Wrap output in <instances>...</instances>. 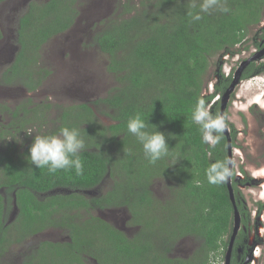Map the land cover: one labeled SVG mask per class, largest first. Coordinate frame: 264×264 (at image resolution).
I'll use <instances>...</instances> for the list:
<instances>
[{
  "label": "trees",
  "instance_id": "1",
  "mask_svg": "<svg viewBox=\"0 0 264 264\" xmlns=\"http://www.w3.org/2000/svg\"><path fill=\"white\" fill-rule=\"evenodd\" d=\"M79 1L37 0L30 4L19 22L21 50L6 70L9 84L17 82L23 71L33 70L41 62L45 45L73 27L80 14ZM201 2L127 0L117 5V10H122L117 17L104 19L95 43L107 56L108 70L119 86L99 105L110 110L114 124H101L94 111L82 105L63 112L62 126L50 133L56 134L64 126L80 129L86 141L81 153L83 175L74 170L49 174L47 168H36L26 158L31 145L16 152L8 143L7 152H0V191L6 192H0V264L11 245L53 226L68 228L71 241L44 243L54 247L56 255L42 257L39 264H89L88 258L97 264L224 262L234 228V208L226 181L210 184L206 169L216 161L228 160V139L223 133L214 147L203 143L191 113L198 99L209 107L219 95L209 109L213 115L220 114V99L232 77L216 83L215 91L207 94L211 59L229 54L246 40L252 27L261 25L264 0H226L229 12L203 14L201 21L192 23L188 13L198 12ZM262 38L259 50L264 48V27ZM263 72L264 64L256 67L251 63L242 79ZM3 109L0 103V111ZM137 113L148 123L149 131H155L156 126L165 133L169 144L170 154L154 165L127 132L128 119ZM70 118L75 123L69 122ZM82 123L86 126H79ZM3 132L0 128L2 138ZM106 177L114 185L105 195L88 198L82 194L96 189ZM161 183L169 191L164 198L155 191ZM240 183L246 182H233L235 196L240 193ZM58 188L80 193L49 195L42 201L36 195ZM13 194L21 216L7 226L5 201L7 198L10 203ZM236 200L247 226L249 213ZM95 207L126 208L132 217L129 224L140 226L137 235L131 238L89 211L88 216L83 215V210ZM186 238L197 246L180 257L177 245ZM235 244L246 248L242 235ZM239 249L232 264H244L245 258L238 261Z\"/></svg>",
  "mask_w": 264,
  "mask_h": 264
},
{
  "label": "rangeland",
  "instance_id": "2",
  "mask_svg": "<svg viewBox=\"0 0 264 264\" xmlns=\"http://www.w3.org/2000/svg\"><path fill=\"white\" fill-rule=\"evenodd\" d=\"M34 1L37 0H30L29 2L19 0L23 7L21 12L24 13L28 5ZM26 2L27 5L24 7ZM19 3L12 1L0 5V12L3 13V16L0 17V27L6 34V38L0 41V54L4 55L6 60H9L6 63H0L1 84L3 82V72L12 65L19 50L17 34L14 29L16 24V16L14 15L16 10L20 8ZM78 3L80 14L73 29L52 39L43 50L40 69L42 72L46 69L51 70L54 75L48 78L35 93H28L22 85L15 83L11 85L13 87L3 90L8 98H1L0 96V101L10 102L14 107L17 104L25 103V107L29 108L26 115L30 116V119L29 121L27 119L28 123L25 127L32 131L31 138L38 134H50L60 126L58 124L61 123V111L72 109L84 102L91 106L101 124L105 126L114 124L109 116L110 110L104 105H99V101L105 99L111 91L117 89L119 82L116 80L115 75L108 70L109 60L107 56L100 52L95 43V32L103 27L104 19L117 17L122 12V10H117V5L126 4L127 0H80ZM13 8H15V12ZM263 27L264 19L260 26L251 28L246 40L233 51L229 54L220 53L211 59L206 75L207 94L213 92L216 83H219L222 79L231 76L233 81L241 64L263 51V49L259 50L257 47V44L263 41ZM253 63L256 67L264 64V55ZM7 76L4 77L7 78ZM22 76V81L28 77ZM78 82L81 83V86L84 84L81 90L83 94L91 98L65 97L68 94H81L76 92ZM68 88H70V92L67 91ZM261 96L264 97V72L261 75L244 80L241 77L225 110L226 122L231 133L234 150L233 182H246L240 183V193L236 196L249 213L247 226L242 221L241 230L237 237L242 235L244 239L248 240L246 242L248 248V243L256 245V248L252 249L253 252L250 248L244 255V264L250 257L252 260L247 264H264V98H259ZM18 100L21 101L17 103ZM35 105L37 106L35 107ZM34 108L40 114L39 118L35 116ZM2 123H6V120H3ZM21 138L14 137L16 141L14 150L16 152H23L29 146L28 141H22ZM12 140L13 137L8 138V141ZM2 145L5 147H0V152H7L6 145ZM113 185V180L106 177L101 186L88 193L82 192V194L88 195V197H101ZM155 191L162 198L169 193L164 183L157 186ZM260 206L263 207L262 211H260ZM122 209L115 213L107 212L101 215L104 218L111 219L118 227L129 228L131 226L129 222L126 223V218L130 214L126 208ZM94 214L99 215L97 211ZM84 216H88V214L84 212ZM241 216L243 220V215L241 214ZM127 233L132 235L131 230ZM65 237L66 232L52 231L42 233L25 244L13 245L9 248L6 256L3 257V264H15L14 260L18 264V258L26 252L29 253L41 239L61 240L60 238ZM177 246L179 254L186 256L196 248L197 243L193 239L186 238L181 240ZM243 250L246 251L245 248ZM226 255L225 252L222 264H225ZM219 262L220 260H216L212 264Z\"/></svg>",
  "mask_w": 264,
  "mask_h": 264
},
{
  "label": "clouds",
  "instance_id": "3",
  "mask_svg": "<svg viewBox=\"0 0 264 264\" xmlns=\"http://www.w3.org/2000/svg\"><path fill=\"white\" fill-rule=\"evenodd\" d=\"M191 6L195 8L196 4L193 3ZM216 11L222 13L230 11L226 6V0H202L199 4V11L189 12L188 15L191 17L190 22L196 23L201 21L203 14H211ZM215 98L218 99H215L211 105L219 100V95ZM209 107L203 99H198L192 109L191 119L194 124L199 126L202 142L214 147L222 139V134L227 127V116L219 113L213 115ZM148 127V123L139 113L127 121V132L136 138L142 146L145 159L154 165L170 154V148L165 133L158 131L156 126L155 131H149ZM26 133L29 136L33 134L31 130ZM85 150L86 141L81 135L80 129L64 126L56 134L35 135L29 149V155L26 158L31 165L38 169L47 168L49 174H55L60 170H74L77 175H83L84 163L81 159V153ZM232 163L227 159L212 163L206 169L208 182L214 185L225 182L232 174ZM248 245L251 249L256 248L254 243H248Z\"/></svg>",
  "mask_w": 264,
  "mask_h": 264
},
{
  "label": "flooded vegetation",
  "instance_id": "4",
  "mask_svg": "<svg viewBox=\"0 0 264 264\" xmlns=\"http://www.w3.org/2000/svg\"><path fill=\"white\" fill-rule=\"evenodd\" d=\"M18 2L19 3V0H7L3 3H1L0 5H4L6 3H9V2ZM28 2L30 0H27ZM32 3V2H31ZM30 3V4H31ZM20 4V3H19ZM30 4L28 5V7L24 10V13H22V5L20 4V8H18L15 12V8H13L14 12H15V26H14V29L16 31V34H17V43H18V30H19V22L21 20V18L23 17V15L28 11L29 9V6ZM27 5V2L24 4V7ZM3 16V13L0 12V17ZM78 18V17H77ZM75 26V24L73 25V27ZM73 27L70 29L72 30ZM69 30V31H70ZM100 30V29H99ZM99 30H96L95 34L99 31ZM14 31V32H15ZM68 31V32H69ZM67 33V32H66ZM0 34L2 35V37L0 38V41L2 39H5L6 37V34L5 32L3 31V29L0 27ZM65 34V33H64ZM63 35V34H62ZM60 36V35H59ZM58 37V36H57ZM55 38V37H54ZM53 38V39H54ZM263 43V41L261 42ZM48 44V43H47ZM46 44V45H47ZM45 45V46H46ZM18 46H19V50H18V53L20 52L21 50V47L18 43ZM258 47V46H257ZM44 50V48H43ZM17 53V55H18ZM13 58V57H12ZM41 60V59H40ZM7 61L9 60H6V57L2 54H0V63H6ZM15 61V60H14ZM13 62V61H12ZM11 62V63H12ZM14 63V62H13ZM40 66H41V63L39 62L37 64V66L33 69V70H30V71H23L22 72V75H24V77H26L23 81H22V78L23 76L19 78V80L15 83H19L20 85H22L24 87V90H26V92L28 93H35L37 90H39L45 83V81L50 78L52 75H54V73L52 74L51 73V70H44L43 72L41 71L40 69ZM250 66V65H249ZM247 66V67H249ZM246 69H244L245 71ZM243 71V72H244ZM6 75V71L3 72V75H2V84L0 83V96L1 98L4 97V98H8V96L6 95L5 89H9L13 86V84H9L8 81L6 80L7 78L4 77ZM261 75V74H260ZM257 76V75H256ZM231 77V76H230ZM228 77V78H230ZM243 78V73H242V76ZM41 80V81H40ZM243 80V79H242ZM85 83H86V80H85ZM84 85V84H83ZM83 85L81 86V83L78 82L77 85H76V92L78 93H81L80 95H71V94H68L67 98H91L89 96H86L85 94H83V92L81 91L82 90V87ZM33 88V89H31ZM236 90V89H235ZM68 92H70V88H68L67 90ZM106 98V97H105ZM27 99V98H25ZM29 99V98H28ZM103 100V99H102ZM21 100H18L17 103H19ZM0 103L5 107V109H3L2 111H0V128H3L5 129V132H3L2 134L4 135V138H2L0 136V147H5L4 145L2 144H5L6 145V148L8 146V143H10L12 145V147L14 146L15 147V144H16V141L14 140V137H17V139L21 138L22 141H28L27 144L30 146L32 143H33V139L34 137H30L26 132L29 130L28 128L25 127V122H28L29 119H30V116H27V112L29 111V108H26L25 107V103L23 104H17L16 107H14L13 105H11V103H7L5 101H0ZM82 105H87L89 108H91V106L87 103V102H84L80 105H78L77 107H81ZM103 105V104H102ZM37 105H35L36 107ZM76 108V107H74ZM73 109V108H72ZM92 109V108H91ZM35 110V116L37 118L40 117V114L38 113V111L34 108ZM71 110V109H69ZM93 110V109H92ZM65 111H68V110H65ZM64 111V112H65ZM61 119H62V114H63V111H61ZM96 115V114H95ZM95 118L97 119V116H95ZM28 119V121H27ZM34 119V117H33ZM60 119V120H61ZM3 120H6V123H2ZM70 121L69 122H72V123H75V119L73 118H70L69 119ZM74 120V121H72ZM62 122L59 123L58 125H61L62 126ZM79 126L81 127H85L86 124L85 123H82L80 124ZM9 137H13V140L12 141H8V138ZM4 139V140H3ZM101 186V184L99 185ZM98 186V187H99ZM97 187V188H98ZM92 191V190H90ZM90 191H85L86 193L90 192ZM2 193V195H6V192L5 190H1L0 191ZM74 192H79V190L77 191H73V190H70V189H66V188H58V189H55V190H52V191H49V192H46V193H37L36 195L39 197V199L42 201L44 200L45 197L49 196V195H57V194H71V193H74ZM8 195V194H7ZM9 196V195H8ZM14 196V199L12 201H10V203L8 202L7 198H6V201H5V206H7V208L9 209L7 212H6V216L7 217V226H11L12 223L19 217L21 216V210L17 207V204H16V200H15V195L13 194ZM10 197V196H9ZM88 197V195H87ZM88 198H93L92 197H88ZM98 198V197H96ZM123 210L122 208H105V209H102V208H99V207H95V208H90L89 210H83V215H84V212L85 213H88V211L93 214L94 216H97L101 219H103L104 221H106L107 223L111 224L112 226L116 227L118 230L120 231H123L127 236L133 238L134 236L137 235L139 229H140V226L139 225H130L131 227L129 228H126V227H118L116 225V223L114 224V222L111 220V219H107V218H104L101 214L102 213H107V212H117V211H121ZM97 211L99 215H95L94 212ZM129 213V211H128ZM76 214V212H75ZM101 215V216H100ZM132 219L131 215H129L127 218H126V223L130 222V220ZM132 231V235H129L127 232L129 231ZM60 232V233H65L66 232V237L65 238H60L61 240H54V239H41L40 241H38V243L34 246V248H32V250L28 253H24L20 258H18L19 260V263L18 264H39L40 262H42V257L44 258L45 256L47 255H52L53 257L56 255V250L54 249V247L52 248H49L48 246H43L44 243H52V244H57V243H66V242H69L71 241L70 239V236H69V229L64 227V226H53V227H47L45 228L42 232H39V233H35L33 234L31 237L27 238L26 240H23L22 242H19V243H15L13 245H22V244H25L26 242L30 241L31 239L33 238H36L38 237L39 235H41L42 233H46V232ZM190 239V238H189ZM246 240V239H245ZM248 240H246L247 242ZM11 245V246H13ZM10 246V247H11ZM238 246H234V249H233V255H232V260H233V257H234V254L235 252L238 250ZM246 251L243 250V247L239 249V256H238V261L242 263V259L244 257V255L249 251L250 249V246L248 248L247 246V243H246ZM252 250V249H251ZM253 252V250H252ZM179 254V251L177 252ZM253 255V253H252ZM177 254L174 256L176 257ZM180 257H186V256H182L179 254ZM254 257V256H253ZM255 259V257H254ZM87 263L89 264H97V261L95 259H92V258H88V260L86 261ZM14 263L16 264V260H14Z\"/></svg>",
  "mask_w": 264,
  "mask_h": 264
},
{
  "label": "water",
  "instance_id": "5",
  "mask_svg": "<svg viewBox=\"0 0 264 264\" xmlns=\"http://www.w3.org/2000/svg\"><path fill=\"white\" fill-rule=\"evenodd\" d=\"M262 55H264V48L263 51L259 54H255L254 57L248 59L247 61L243 62L240 66V68L238 69V71L236 72L233 81L231 82L229 88L225 91V93L222 95L221 97V111L220 114H224L225 115V110L228 106V103L231 99L232 94L235 92V89L237 87V85L240 82L242 73L244 71V69L247 68L248 65H250L251 63L255 62L256 60H258ZM227 124V122H226ZM225 136L228 139V160L232 161V166H231V171L232 174L231 176L226 180L227 186H228V190H229V194H230V199L231 202L233 204V208H234V228H233V233L230 239V243H229V247L227 250V255H226V259H225V264H232V255H233V249L236 243V239L237 236L241 230V226H242V216L241 213L238 209L237 206V200L235 197V192H234V188H233V180H232V175H233V166H234V150H233V146H232V138H231V133L229 132V127L227 125L225 131H224ZM252 260V258L250 257L246 264Z\"/></svg>",
  "mask_w": 264,
  "mask_h": 264
},
{
  "label": "bare ground",
  "instance_id": "6",
  "mask_svg": "<svg viewBox=\"0 0 264 264\" xmlns=\"http://www.w3.org/2000/svg\"><path fill=\"white\" fill-rule=\"evenodd\" d=\"M259 98H264V97L261 96V97H259Z\"/></svg>",
  "mask_w": 264,
  "mask_h": 264
}]
</instances>
